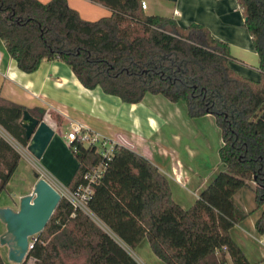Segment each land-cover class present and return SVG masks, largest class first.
I'll return each instance as SVG.
<instances>
[{
	"label": "trees",
	"instance_id": "trees-1",
	"mask_svg": "<svg viewBox=\"0 0 264 264\" xmlns=\"http://www.w3.org/2000/svg\"><path fill=\"white\" fill-rule=\"evenodd\" d=\"M89 1L110 16L85 21L66 0H0V40L17 69L31 74L44 59L59 60L85 89L99 88L123 103L137 104L147 94L183 102L191 119L212 116L222 140V169L190 208L173 200L168 180L150 161L120 146L94 187L89 211L128 249L146 239L164 264H251L230 230L251 215L234 197L252 183L259 211L254 231L264 235V0H237L258 57L259 81L232 69L229 47L203 25L183 28L173 18L148 16L141 0ZM24 112L39 122L44 115L0 98V127L27 148ZM73 146L78 166L71 191L100 161L96 147ZM20 159L0 137V195ZM96 226L61 198L22 264H58L65 252L82 264H138Z\"/></svg>",
	"mask_w": 264,
	"mask_h": 264
},
{
	"label": "crops",
	"instance_id": "crops-1",
	"mask_svg": "<svg viewBox=\"0 0 264 264\" xmlns=\"http://www.w3.org/2000/svg\"><path fill=\"white\" fill-rule=\"evenodd\" d=\"M38 1L46 4L50 0ZM66 1L85 21H96L111 13L89 0ZM141 1L146 3L144 13L148 16L173 18L183 28L192 23L205 26L214 39L229 47L232 69L242 77L260 80L258 57L244 27L237 0ZM0 98L27 110L39 109L44 112L41 122L50 127L54 135L42 160L50 179L42 178L51 184L67 187L77 169L78 162L67 152L66 149H70L64 140L72 124H80L88 132L108 140L122 142L150 161L168 180L173 200L183 209L195 203L222 169L219 161L215 172L210 173L206 160V154L213 147L217 150L219 160L218 151L222 145L219 129L212 116L191 119L183 102L172 103L161 95L147 94L141 102L130 105L105 95L99 88L87 90L75 78L70 67L59 60L44 59L34 73H22L7 54L1 40ZM211 130L216 135L212 145L207 140ZM55 149H60L61 160L52 155ZM36 182L34 176L17 195V201L0 204V208L18 210L20 198L29 195ZM241 193L234 198L246 212ZM255 216L250 215L241 225L234 226L230 236L251 264H264V247L260 243L264 235H256L254 231ZM101 226L107 230L104 225ZM144 241L135 248L138 254L148 264H164L151 250H145ZM3 249L7 248L0 246V250Z\"/></svg>",
	"mask_w": 264,
	"mask_h": 264
},
{
	"label": "water",
	"instance_id": "water-1",
	"mask_svg": "<svg viewBox=\"0 0 264 264\" xmlns=\"http://www.w3.org/2000/svg\"><path fill=\"white\" fill-rule=\"evenodd\" d=\"M20 124L29 141L27 152L40 160L46 151L54 132L44 122H39L27 112ZM37 179L32 192L19 200L18 210L0 208V221L6 231L0 235V246L8 249V260L22 264L28 254L30 241L40 234L61 200L60 194L43 178Z\"/></svg>",
	"mask_w": 264,
	"mask_h": 264
},
{
	"label": "rangeland",
	"instance_id": "rangeland-1",
	"mask_svg": "<svg viewBox=\"0 0 264 264\" xmlns=\"http://www.w3.org/2000/svg\"><path fill=\"white\" fill-rule=\"evenodd\" d=\"M259 72V71H258ZM260 79V78H259ZM254 81V80H253ZM21 121V120H20ZM0 137L5 140L22 158L21 162L18 164V169L12 176L11 180L9 181L8 186L6 189L1 193L0 195V204L3 203H9L13 201H17V195L22 191V189L25 188L27 185V181L34 179V176L37 177H44L45 179H50V175L47 172V169L42 164L43 156L40 160H35L28 152L26 148H23L20 146L10 135H8L1 127H0ZM215 133L213 130L209 132L207 135V140L211 143H214L215 140ZM52 146V145H51ZM67 152L75 159L74 155L71 151L66 149ZM54 158H60L58 160H61V151L60 149H55L53 154ZM207 158V165L210 169V173H214L217 167V164L219 162L217 157V150L214 149V147L211 149V151H208L206 154ZM65 186L64 184H61ZM66 187V186H65ZM254 188V184H249V189L242 190L241 197L243 198L245 204V207L247 208V213H250L251 215L255 214L257 217L259 214V211L254 212L255 204L253 202V193L252 189ZM84 214V213H83ZM86 217H88L94 224H96L98 229L103 230L106 232L109 236H111L114 240L115 237L111 235L103 226H101V223L91 214H85ZM2 231H6L5 225L0 221V233ZM35 241V240H34ZM145 250H150L147 240L145 239ZM119 243V242H118ZM33 245V241H30V246ZM127 252H129L134 260L138 262L139 264H148L135 249H126ZM128 253V254H129ZM0 254L5 262V264H13L8 260L7 257V249L0 250ZM58 264H82L80 258L78 256H72V254L65 252L63 253L60 261Z\"/></svg>",
	"mask_w": 264,
	"mask_h": 264
},
{
	"label": "built area",
	"instance_id": "built-area-1",
	"mask_svg": "<svg viewBox=\"0 0 264 264\" xmlns=\"http://www.w3.org/2000/svg\"><path fill=\"white\" fill-rule=\"evenodd\" d=\"M141 8L143 11L146 9V3L144 1L141 2ZM64 140L68 147L72 146L74 152L77 151V148L73 144H81L85 147H96L100 155V161L84 174L83 184L77 186L75 190L71 191L67 187L58 186L46 181L60 194L61 198H64L72 206L74 212L92 215L88 209V202L91 200L94 187L102 180L106 172L107 164L111 161L116 147H124L125 145L122 142L111 141L98 134L90 133L80 124H72ZM260 243L264 247V240H261Z\"/></svg>",
	"mask_w": 264,
	"mask_h": 264
}]
</instances>
